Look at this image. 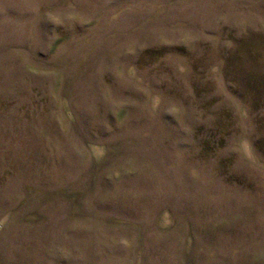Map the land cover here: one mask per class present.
Returning <instances> with one entry per match:
<instances>
[{"label":"rangeland","instance_id":"rangeland-1","mask_svg":"<svg viewBox=\"0 0 264 264\" xmlns=\"http://www.w3.org/2000/svg\"><path fill=\"white\" fill-rule=\"evenodd\" d=\"M0 264H264V0H0Z\"/></svg>","mask_w":264,"mask_h":264}]
</instances>
